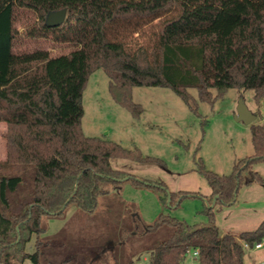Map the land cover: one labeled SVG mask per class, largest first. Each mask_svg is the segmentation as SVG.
<instances>
[{
  "label": "trees",
  "instance_id": "1",
  "mask_svg": "<svg viewBox=\"0 0 264 264\" xmlns=\"http://www.w3.org/2000/svg\"><path fill=\"white\" fill-rule=\"evenodd\" d=\"M64 8L65 23L48 28L47 14ZM21 11L34 17L25 37L16 26ZM159 19L147 43L114 35L116 26ZM29 40L69 44L73 50L51 57L44 48L28 49ZM98 69L108 75L114 100L135 118L143 109L132 100L134 87L170 88L193 110L197 105L189 89L210 103L231 89L251 90L261 104L264 0H0V122L7 125V158L0 162V264H134L143 253L150 255V264H185L196 251L199 264H245L243 243L254 247L263 241L264 221L239 237L222 235L214 209L234 205L242 186L262 182L253 167L264 161V124H252L255 154L231 175L220 176L200 163L209 197L172 193L161 181L112 166L117 159L162 164L159 160L84 135L83 93ZM127 183L156 190L168 208L200 196L209 222L190 225L161 214L147 224L127 205L120 227L94 240L103 241L45 235L50 220L65 219L73 208L83 217L99 218L101 200ZM137 234L141 250L128 252ZM109 240L114 246L108 249Z\"/></svg>",
  "mask_w": 264,
  "mask_h": 264
},
{
  "label": "rangeland",
  "instance_id": "2",
  "mask_svg": "<svg viewBox=\"0 0 264 264\" xmlns=\"http://www.w3.org/2000/svg\"><path fill=\"white\" fill-rule=\"evenodd\" d=\"M16 23L18 31L25 37L26 27L32 25L34 17L21 11ZM165 18V17H164ZM161 20L132 25L116 26L114 35L136 44L147 43ZM27 39V38H25ZM30 50L44 48L51 57L69 54L73 46L51 42L29 40ZM20 48V47H19ZM196 101L193 110L172 89L162 87H134L132 100L140 105L143 113L139 118L118 104L110 93V79L103 69H98L89 78L83 93L84 116L82 131L86 137L113 142L131 151L139 150L144 157L159 160L160 163L139 164L130 160L112 161L114 169L122 170L143 180L161 181L172 193L190 192L202 197L211 195V188L200 172V163L220 176H229L242 160L254 156L252 124L235 120L239 101L244 98L249 109L258 115L253 123L264 124V102L257 104L251 90H228L224 97L210 102H201L196 89L188 90ZM215 95V93H214ZM7 125L0 122V162L7 158ZM262 182L242 186L232 206L214 209L215 221L220 232L236 237L243 232L257 230L264 221V161L254 165ZM186 198L178 208L164 207L159 193L148 187L135 188L131 183L118 193L103 198L98 209L99 218L83 217L76 209H70L65 219L48 222L46 236L77 239L88 244L103 241L105 235L120 227L119 215L125 213V206H133L132 213H139L143 222L153 223L161 214L170 215L190 225H206L208 217L203 213L205 200L202 197ZM215 200L212 203L214 206ZM112 207V211H108ZM114 209V210H113ZM104 214L102 217L101 214ZM107 224V226H106ZM106 228V230H104ZM112 234V233H111ZM137 234L129 250L140 252ZM34 236L27 251L35 250ZM114 240V239H113ZM75 241V240H73ZM108 242V241H107ZM106 242V244H107ZM109 248L114 242L109 240ZM150 255L143 253L135 257L134 264H150ZM245 264H264V247L245 250ZM28 264H31L28 262ZM185 264H199L191 252Z\"/></svg>",
  "mask_w": 264,
  "mask_h": 264
},
{
  "label": "water",
  "instance_id": "3",
  "mask_svg": "<svg viewBox=\"0 0 264 264\" xmlns=\"http://www.w3.org/2000/svg\"><path fill=\"white\" fill-rule=\"evenodd\" d=\"M68 10L64 8L58 11H51L47 14L45 25L48 28H56L63 25L67 19ZM258 119V115L252 112L246 104L244 98H241L237 111L235 113V120L246 125L253 124Z\"/></svg>",
  "mask_w": 264,
  "mask_h": 264
},
{
  "label": "built area",
  "instance_id": "4",
  "mask_svg": "<svg viewBox=\"0 0 264 264\" xmlns=\"http://www.w3.org/2000/svg\"><path fill=\"white\" fill-rule=\"evenodd\" d=\"M264 247V239L261 243L256 244L254 247H251L248 243H243V248L246 249H251L254 248L256 250L262 249ZM193 257H195V259H197L199 257L198 252H193Z\"/></svg>",
  "mask_w": 264,
  "mask_h": 264
},
{
  "label": "crops",
  "instance_id": "5",
  "mask_svg": "<svg viewBox=\"0 0 264 264\" xmlns=\"http://www.w3.org/2000/svg\"><path fill=\"white\" fill-rule=\"evenodd\" d=\"M220 233H221L222 235L225 234V233H222V232H220Z\"/></svg>",
  "mask_w": 264,
  "mask_h": 264
}]
</instances>
